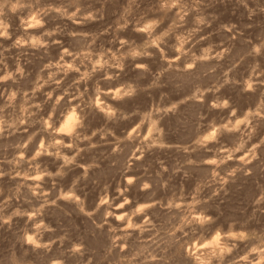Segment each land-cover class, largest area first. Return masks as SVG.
I'll return each mask as SVG.
<instances>
[{
  "label": "clouds",
  "instance_id": "obj_1",
  "mask_svg": "<svg viewBox=\"0 0 264 264\" xmlns=\"http://www.w3.org/2000/svg\"><path fill=\"white\" fill-rule=\"evenodd\" d=\"M235 3L246 22L213 0H0V264H264V0ZM54 46L79 76L33 81L20 59Z\"/></svg>",
  "mask_w": 264,
  "mask_h": 264
},
{
  "label": "rangeland",
  "instance_id": "obj_2",
  "mask_svg": "<svg viewBox=\"0 0 264 264\" xmlns=\"http://www.w3.org/2000/svg\"><path fill=\"white\" fill-rule=\"evenodd\" d=\"M109 15L107 17V23H111L112 21V16H111V11H112V6H109ZM211 11L216 13L220 17L221 22H236V23H242L246 22L245 15H244V10L242 7H239L236 3L235 0H213V7L211 8ZM104 26H106L105 23H100V24H92L88 25L85 30L88 31H99L101 30ZM215 26V25H214ZM33 31V30H30ZM253 30V33L254 34ZM124 35H127L129 38H133L135 36L134 33H131L130 31L128 33H125ZM110 37H102L101 41L107 45V40ZM137 39H139L137 37ZM6 45L11 43L10 41H5L4 42ZM65 43L67 44V38H65ZM23 47H27V45H24ZM15 51V50H13ZM71 51V49H70ZM36 52L35 49L32 50V52L28 53L27 57H22L20 59V63L26 68V70L31 74V77L34 78L37 76L38 73H40V69L48 63H51L54 65L52 68H45L43 73H40L41 76H43L44 79H47L50 74H55V77L57 79L63 78L62 83L67 84L69 83L72 79L77 78L79 76V73L74 72L69 69V65L72 64V59L70 56H65L64 61H60V56L63 55L62 50L58 51L57 47H53L49 51V55L47 57H43L39 54L32 55V53ZM26 60L30 62H25ZM60 63H63L64 65V71H67V76H64V71L61 70L60 68ZM14 67V65L11 64L10 62V68ZM153 67H156V64H153ZM84 69L81 67V72H83ZM135 76L134 72H131L130 70L128 71V76L127 78H132ZM4 85L0 84V90H2ZM50 86L48 84H45L44 87L40 90L39 93H37L35 97V102L41 103L43 100L46 99L44 96V93L47 91H50ZM82 90V89H81ZM225 92H229L230 94L233 95L234 99H238L235 97L234 93H231L229 89H225ZM55 95V94H54ZM71 103H75V100H70ZM238 102L243 105L244 101L243 99H238ZM63 103V101H61ZM139 104H146L147 103V98L146 97H140L137 101ZM131 106V105H130ZM48 106L45 105L44 111H48ZM223 114L219 112H212L209 114V118H212L213 116L216 117L217 120L221 118ZM46 118V117H45ZM92 126H98L100 123H102L99 118L92 120ZM169 158H171L169 156ZM44 161L49 165L50 168L55 167L53 165L52 161L50 158H44ZM79 171V170H77ZM70 179V178H69ZM191 185L189 184V187ZM232 191L230 193V198H227L225 200V203L220 204V210L223 212V215L220 216L219 218V223H224L225 220L230 217V216H236L237 218L240 217V211L243 209L244 204H245V198L246 195L249 194V192L252 190V185L249 183V185L244 186L242 189H238L236 186H231ZM88 192V199H89V206L91 207L92 202L95 201L96 199V190L95 186L92 184H88L87 188L85 189ZM92 198V199H91ZM215 204H219V200H216L214 202ZM119 211V210H118ZM218 215V213H215ZM111 219V218H110ZM132 222L135 223H143V221L139 220L138 217H133ZM73 223L79 224L81 229L83 230L84 227L88 224V221L83 218V217H73ZM117 223H121L117 221ZM5 235L4 233H0V239H2ZM145 237L147 236V233L144 234ZM193 247H196L194 244Z\"/></svg>",
  "mask_w": 264,
  "mask_h": 264
},
{
  "label": "bare ground",
  "instance_id": "obj_3",
  "mask_svg": "<svg viewBox=\"0 0 264 264\" xmlns=\"http://www.w3.org/2000/svg\"><path fill=\"white\" fill-rule=\"evenodd\" d=\"M64 123H66V124H68L69 126H71L72 121H71L70 119H66V120L64 121ZM91 199H92V198H91Z\"/></svg>",
  "mask_w": 264,
  "mask_h": 264
}]
</instances>
